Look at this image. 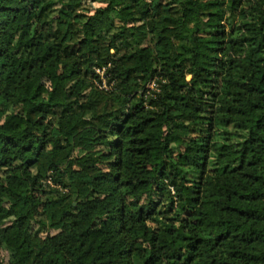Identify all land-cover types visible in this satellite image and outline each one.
<instances>
[{"label":"trees","instance_id":"trees-1","mask_svg":"<svg viewBox=\"0 0 264 264\" xmlns=\"http://www.w3.org/2000/svg\"><path fill=\"white\" fill-rule=\"evenodd\" d=\"M20 220L0 264H264V0H0V230Z\"/></svg>","mask_w":264,"mask_h":264},{"label":"rangeland","instance_id":"rangeland-1","mask_svg":"<svg viewBox=\"0 0 264 264\" xmlns=\"http://www.w3.org/2000/svg\"><path fill=\"white\" fill-rule=\"evenodd\" d=\"M99 4H92V8L98 7ZM231 58V57H230ZM214 77V80H216ZM47 88V85L44 84L42 88L43 91ZM242 110L245 116L246 121H250L252 119V113L248 110L244 105L242 106ZM151 131L150 129H147ZM112 130L111 132H113ZM14 170L18 172L17 167H13ZM77 175V174H76ZM150 176V175H148ZM68 204H71L74 208H76V213L78 214V218H80V222L82 224H86L89 222L90 217L94 213L93 203L87 201H79L77 202L74 198L71 199ZM27 223L23 220L16 222L14 225H7L5 228L0 230V254L3 256V259L8 262V248L14 247L20 243H24L28 240V233L26 232ZM50 234L53 236V241L55 243H60L63 239V234L59 231H51Z\"/></svg>","mask_w":264,"mask_h":264},{"label":"built area","instance_id":"built-area-1","mask_svg":"<svg viewBox=\"0 0 264 264\" xmlns=\"http://www.w3.org/2000/svg\"><path fill=\"white\" fill-rule=\"evenodd\" d=\"M95 72L98 76H100V80H101V84H100V88L101 89H108V86L106 85V81L105 78L103 76L104 74V69L99 70V69H95ZM157 81V77L154 76L152 79L149 80V82L146 84V90L147 92H152V91H156L158 88V85L156 83Z\"/></svg>","mask_w":264,"mask_h":264}]
</instances>
